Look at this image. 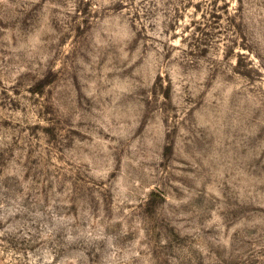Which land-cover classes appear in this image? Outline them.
I'll use <instances>...</instances> for the list:
<instances>
[{"label":"rangeland","instance_id":"rangeland-1","mask_svg":"<svg viewBox=\"0 0 264 264\" xmlns=\"http://www.w3.org/2000/svg\"><path fill=\"white\" fill-rule=\"evenodd\" d=\"M0 264H264V0H0Z\"/></svg>","mask_w":264,"mask_h":264}]
</instances>
